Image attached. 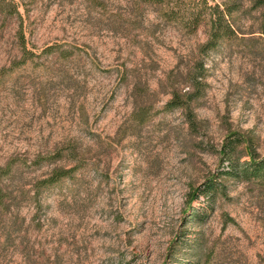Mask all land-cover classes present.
Segmentation results:
<instances>
[{
  "label": "rangeland",
  "instance_id": "1",
  "mask_svg": "<svg viewBox=\"0 0 264 264\" xmlns=\"http://www.w3.org/2000/svg\"><path fill=\"white\" fill-rule=\"evenodd\" d=\"M10 1L0 264H264V179L225 175L221 151L264 156V0H209L234 34L205 53L207 25L192 32L157 3L13 0L19 17ZM208 181L221 192L195 198Z\"/></svg>",
  "mask_w": 264,
  "mask_h": 264
},
{
  "label": "trees",
  "instance_id": "2",
  "mask_svg": "<svg viewBox=\"0 0 264 264\" xmlns=\"http://www.w3.org/2000/svg\"><path fill=\"white\" fill-rule=\"evenodd\" d=\"M144 3H157L162 5L165 8V11L167 13H170L174 10L178 11L177 13V19L179 21L185 20L187 22V25L189 29L194 32L202 23H205L208 27L207 30V36L205 42L199 47L200 53H205L207 50H210L216 46V44L224 39L228 38L231 35L234 34V31L232 29V26L229 24L228 20L226 19L227 12L221 8V5L219 3H213L210 4L209 0H189V5H191V8L182 10L180 8L179 2L180 0H139ZM263 9H264V2ZM10 7L12 8V11L16 13L20 17V14L18 12V4L11 0L9 2ZM261 33L264 34V12H263V20L261 23ZM20 42L24 43V35L21 32L19 36ZM200 69L195 70L194 72H190L187 75V83L188 86H193V88L196 89V91H199L200 86V79L202 78V66H200ZM189 92H185V96L187 98V102L189 99H192V96H190ZM178 97L174 96L166 105L169 108H177L182 107L183 104L179 102ZM187 120L192 121V119L189 117V114H187ZM233 142V141H232ZM232 142H229L227 145L223 146L221 149L222 154L225 155V160L228 162V168L224 172L225 175H228L232 178H238L243 177L247 180H261L264 179V156L260 157L258 156L251 148L248 150V156L250 158L249 161L243 162L242 164H239L238 161L236 162L235 158L231 156V153L235 150L236 144H233ZM236 143H241L239 138H236ZM5 170H3L2 167H0V172L4 173ZM71 169L62 170L59 173H56L55 176L52 177V181H57L61 177H65L66 175H70ZM220 184H218L216 181H208L203 189L199 191V194H196L195 198H197L200 195H203L204 197L212 198L216 195V192H221L219 190ZM0 200H1V189H0ZM193 221L196 220V223H201V218L199 216H195L192 218V215L187 218V221ZM195 246H194V253L195 256H197L196 263L199 262L200 252L202 249L203 244L200 242V239L195 240Z\"/></svg>",
  "mask_w": 264,
  "mask_h": 264
}]
</instances>
